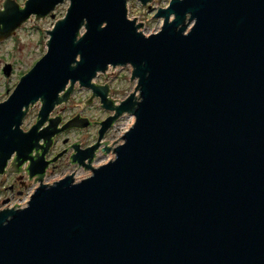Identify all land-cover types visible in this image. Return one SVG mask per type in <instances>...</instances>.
Masks as SVG:
<instances>
[{"label": "water", "instance_id": "95a60500", "mask_svg": "<svg viewBox=\"0 0 264 264\" xmlns=\"http://www.w3.org/2000/svg\"><path fill=\"white\" fill-rule=\"evenodd\" d=\"M65 1L46 52L0 104L1 148L25 137L35 147L76 84L113 112L98 141L122 115L134 121L101 149L112 159L77 158L90 176L41 184L25 206L0 209V264H264V0H169L148 35L127 0H26L0 33ZM126 66L135 86L113 105L93 80ZM37 102L40 120L21 135ZM45 131L49 141L55 124Z\"/></svg>", "mask_w": 264, "mask_h": 264}, {"label": "flooded vegetation", "instance_id": "af4514ba", "mask_svg": "<svg viewBox=\"0 0 264 264\" xmlns=\"http://www.w3.org/2000/svg\"><path fill=\"white\" fill-rule=\"evenodd\" d=\"M25 2L26 0H0V31L6 27V20L2 21V16H7L10 19L17 13L20 17L19 11L24 8ZM59 5L61 4L55 6L44 18L39 17L36 20V14H30L23 24L17 27L14 34L10 36L5 37L4 34L0 33V104L8 98L19 78L26 72L24 70L15 76V62L11 53L13 49L18 47L20 42L18 38L21 31L26 29L35 30L38 33V40L44 35L47 36L48 29L41 22H47V18H54L55 9ZM19 17L13 18L11 22H16ZM118 78L120 76L118 77L117 73L110 75L106 72L98 74L93 80V83L97 86H107V98L111 100L113 105H117L133 91V87L129 91H125L123 87H116ZM9 80H12V82L10 84L6 83ZM122 81L125 83L124 80ZM122 92H125V95L120 98L119 95ZM75 93L81 96L78 101H74L73 94ZM91 95V90L81 89L76 84L69 95L68 101L57 105L48 114L47 120L36 129L35 135L39 137L35 147H32L33 140L31 141L27 137L19 140L16 148L10 154L7 146L2 148L0 146V160L7 157L4 167L0 168V209L25 206L32 192L41 184L50 185L54 181L69 175L75 181L85 177L84 175L79 177L85 174L86 171L77 162V158H85L92 151L93 165L99 153H102L101 149L104 146H109L106 138L122 118L120 117L113 122L111 127L103 133L102 139L98 141L100 123L111 116L113 112L102 108L99 99ZM95 106L99 108L100 112L97 116L89 113L90 108ZM40 107V102H37L26 110L19 125L21 135L30 131L40 120ZM72 110L74 111L72 112ZM76 115L88 119V122L84 121L87 123V127L63 130L64 124ZM52 124H55L56 132L48 141L45 129ZM97 143L96 149L93 150L94 145ZM87 159L84 160V163L87 162Z\"/></svg>", "mask_w": 264, "mask_h": 264}, {"label": "rangeland", "instance_id": "374dc122", "mask_svg": "<svg viewBox=\"0 0 264 264\" xmlns=\"http://www.w3.org/2000/svg\"><path fill=\"white\" fill-rule=\"evenodd\" d=\"M168 2L169 0H153L150 3V5L142 6L137 0H127L128 17L131 19L136 18L137 22L142 23L143 26L140 31H142V33H144L145 35H148L150 33L158 31L161 27V20L155 19L153 17L151 18L150 15L154 13V10L156 8H161V7L164 8L165 6H167ZM67 6H68V2L65 1L63 4L59 5L57 9H55L56 12L54 13V18H47L46 20L47 22L42 21L41 24L44 23V27L46 29L51 28L55 20L61 18L65 14V10ZM41 38L43 39V42ZM18 40L20 41L18 44V47L11 51V53L13 54L12 58L15 62L14 64L15 72H16L15 76L17 75V73L22 72L24 70L28 71L33 66V64L37 60H39L41 56L46 52L45 44H46L47 36L44 35V37H40V39L38 40V33L35 30L26 29L24 31H21ZM8 45H10V43H8ZM130 72H131V69L129 66L124 67V69L122 68L114 69V73H111V74L113 75L117 73V76L118 77L120 76V78H118L119 79L118 82L116 83L117 84L116 87H123L125 91H129L134 86V83H135L134 81L128 82ZM122 80H124L125 83ZM11 82L12 80H9V82H6V83L10 84ZM124 95H125V92H122L120 93L119 97L123 98ZM73 96H74V101H78V98L81 97L77 93L73 94ZM73 111L74 110H72V112ZM89 113L93 114L94 116H97L100 114L99 108L97 106L90 108ZM129 119H130V122L132 123L133 122L132 119H134V117L131 115H124L120 119V121L116 124L115 129L112 130L110 135L106 138V141L111 143L110 145H112L115 139L118 138L122 134L121 133L122 131L124 132L130 127L131 123L129 125ZM124 126H126V128ZM121 142L122 140L119 138L112 146H115L116 144H119ZM113 157L114 155L111 152H109L108 154L99 153L94 164L95 166H98V164L105 163L108 159H111ZM84 173L85 174L88 173L87 176L91 174L90 172H84ZM85 174H82V175L80 174L81 176L79 177H83V175Z\"/></svg>", "mask_w": 264, "mask_h": 264}, {"label": "bare ground", "instance_id": "6f19581e", "mask_svg": "<svg viewBox=\"0 0 264 264\" xmlns=\"http://www.w3.org/2000/svg\"><path fill=\"white\" fill-rule=\"evenodd\" d=\"M132 121H133V119H132ZM130 123H131V122H130V119H129V125H130ZM131 124H132V123H131ZM126 126H127V124H126ZM126 126H124V127L126 128ZM130 126H131V125H130ZM124 127H123V128H124ZM128 129H129V128H128ZM122 132H123V131H122ZM122 132H121V133H122ZM111 155H112V154H111ZM109 156H110V155H109ZM109 156H108V158H109ZM111 159H112V158H111ZM108 160H109V159H108ZM93 166H95V165H93ZM88 171H89L90 173H92L90 170H86V172H88ZM87 174H88V173H86L84 176H87ZM89 176H90V174H89ZM87 177H88V176H87ZM84 178H86V177H84Z\"/></svg>", "mask_w": 264, "mask_h": 264}]
</instances>
